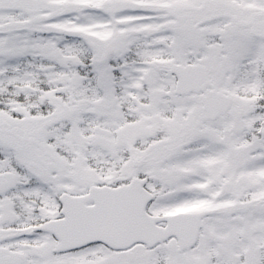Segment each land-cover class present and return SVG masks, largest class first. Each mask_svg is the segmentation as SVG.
<instances>
[{
    "label": "snow or ice",
    "instance_id": "6c2138e0",
    "mask_svg": "<svg viewBox=\"0 0 264 264\" xmlns=\"http://www.w3.org/2000/svg\"><path fill=\"white\" fill-rule=\"evenodd\" d=\"M0 264H264V0H0Z\"/></svg>",
    "mask_w": 264,
    "mask_h": 264
}]
</instances>
